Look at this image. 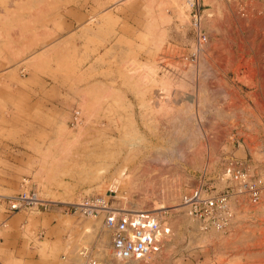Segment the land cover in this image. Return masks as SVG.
Here are the masks:
<instances>
[{
	"label": "rangeland",
	"instance_id": "1",
	"mask_svg": "<svg viewBox=\"0 0 264 264\" xmlns=\"http://www.w3.org/2000/svg\"><path fill=\"white\" fill-rule=\"evenodd\" d=\"M234 1L202 0L197 49L185 0H0V264H125L99 219L8 213L29 189L164 205L169 239L128 264H264V192L230 198L219 231L177 209L229 165L264 169V0Z\"/></svg>",
	"mask_w": 264,
	"mask_h": 264
},
{
	"label": "built area",
	"instance_id": "2",
	"mask_svg": "<svg viewBox=\"0 0 264 264\" xmlns=\"http://www.w3.org/2000/svg\"><path fill=\"white\" fill-rule=\"evenodd\" d=\"M254 1L235 0L234 3L247 5ZM185 3L199 49L207 40L199 26L204 4L202 0H185ZM241 165L227 166L214 184L201 180L197 186L182 194L177 209L195 221L203 231L226 228L232 218L230 198L246 196L251 204H257L264 192V169L254 173ZM4 200L8 213L43 206L55 207L63 214L78 218L99 219L111 235V253L120 262L141 260L159 252L171 235L166 207L135 209L126 201L105 195H86L73 202H60L42 198L36 189L22 190L16 195L5 196ZM86 264L93 262L87 261Z\"/></svg>",
	"mask_w": 264,
	"mask_h": 264
},
{
	"label": "bare ground",
	"instance_id": "3",
	"mask_svg": "<svg viewBox=\"0 0 264 264\" xmlns=\"http://www.w3.org/2000/svg\"><path fill=\"white\" fill-rule=\"evenodd\" d=\"M161 89H163V88H161ZM166 91V90H165ZM157 92V91H156ZM155 92V93H156ZM163 93V92H162ZM181 95V94H180ZM173 96V95H172ZM178 96H179V94L178 93H174V96L173 97H175V98H177V99H179L178 98ZM157 97H160V94H157ZM161 97H163L162 95H161ZM166 97V96H165ZM168 97H171V96H168ZM172 98V97H171ZM170 98V99H171ZM181 98H182V96H181ZM156 99V98H155ZM167 99V98H166ZM176 99V100H177ZM154 100V99H153ZM156 101V100H155ZM173 101H175V100H173ZM160 103V102H159ZM167 103V102H166ZM154 134V133H153ZM153 136V135H152ZM141 140H143V138L142 137H138V141H141ZM146 169V168H145ZM145 169H143V170H140V171H135V170H129L128 172H127V168L126 167H121L120 169H119V175L120 176H125V178H126V182H128V183H133V182H142L143 183V181H141V180H144L145 181V177L147 176L148 178H147V180L146 181H149L150 180V175L148 176V173H149V171H145ZM115 181H118V179L116 180L115 179ZM114 181V182H115ZM133 208H135V209H138L136 206L134 207V206H132ZM161 207H164L165 208V206L164 205H160V206H154V207H152L151 209H157V208H161ZM87 218H92V217H87ZM93 219H96V218H93ZM98 220V219H97ZM105 234H106V238L104 239V242H107L108 241V243H109V241H111V235H110V233L109 232H104ZM111 245V244H110ZM102 253H103V258H105V259H107V258H110V257H112V253L111 252H108V250H106V249H104V250H102ZM114 258V257H113ZM135 261H137V260H131V261H127V262H121V263H125V264H128V263H131V262H135Z\"/></svg>",
	"mask_w": 264,
	"mask_h": 264
},
{
	"label": "crops",
	"instance_id": "4",
	"mask_svg": "<svg viewBox=\"0 0 264 264\" xmlns=\"http://www.w3.org/2000/svg\"><path fill=\"white\" fill-rule=\"evenodd\" d=\"M99 71H100V69H98ZM94 72V68L93 67H91V68H89L88 70H87V72ZM88 75H90V73L88 74ZM95 76H97V75H95ZM94 76H92L91 77V80H92V78H93ZM90 82V81H89ZM81 85H83V84H80V85H78L75 89L77 90V89H80V88H82L81 87ZM80 87V88H79ZM74 87L72 86V89H73ZM48 90H50L51 92H55V91H60L61 89L60 88H58V87H55V88H53V89H51V87H49V88H47ZM40 93H41V91H40ZM56 93V92H55ZM62 94V93H61ZM60 94V95H61ZM61 96H63V95H61Z\"/></svg>",
	"mask_w": 264,
	"mask_h": 264
}]
</instances>
